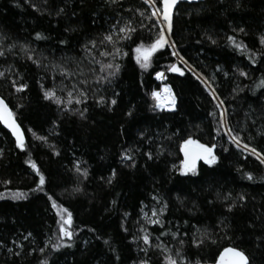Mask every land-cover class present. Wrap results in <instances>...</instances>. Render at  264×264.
<instances>
[{"label":"trees","instance_id":"1","mask_svg":"<svg viewBox=\"0 0 264 264\" xmlns=\"http://www.w3.org/2000/svg\"><path fill=\"white\" fill-rule=\"evenodd\" d=\"M53 2L56 6H66V14L49 16L30 6L37 4L43 7V0H0V34L7 33L20 42H33L37 51L49 55L50 59L53 56L56 59L78 56V42L103 32L115 22L117 15V6H105L104 0H49V7ZM238 2L239 7L237 0L182 4L174 20L173 39L191 65L206 76H215L212 82L215 90L229 110L235 113L233 125H249L243 135L247 137L250 132L252 138L249 142L264 149V135H257L258 128L251 127V121L246 119L247 114L259 117L264 110V100L256 99L260 90L255 93L250 90L260 78H264V63L261 62L264 55H258L253 65L248 59L251 53L236 51L227 41L228 35H235L253 51L264 52L258 42L259 36L264 34V0ZM121 3L124 8L129 5L135 8L141 5V0H121ZM123 15L130 16L131 13L124 12ZM68 27L75 31L66 33L64 29ZM237 27L245 32H233ZM36 31L48 39L35 40L32 34ZM138 35L147 37L149 33ZM208 36L216 43H211ZM60 39H70V47L60 46ZM173 59L161 57L145 71L139 68L134 58L125 57L121 62V72L106 93L111 96L118 92L117 104L109 111L97 107L90 98L86 102L87 120H82L76 115L61 113L54 104L43 100L40 85L51 86L52 81L41 80V71L35 65L25 62L23 57L9 58L8 63L25 76L29 90L23 94H12L8 84L0 82V95L10 101V106L24 105L17 111L23 112L22 128L29 148L28 152H20L11 133L0 125V149L4 150V156L0 158V194H3L0 198V241L7 245L0 246V264H40L44 259L49 264H133L143 253L137 251L130 235L136 234L139 224L144 223L141 208L149 211L155 205L152 200L154 193L168 201V211L164 216L172 222L168 225L172 230L176 224L181 231L188 230L189 225L183 223L187 220L194 228H207L218 236L215 231L219 228L217 221L222 216L227 217L231 241L218 238L215 244H207L202 249L190 248L186 244L184 251L190 258H203L212 264L213 258L218 256V249L231 242L246 251L251 264H264V246L256 241L264 227L261 223L264 221V165L234 146L229 152H222L221 146L225 141L217 138L215 151L220 153L221 162L214 171L201 162L198 175L181 176L171 172V165H179L182 159L179 150L182 138L191 135L203 143H212L215 135L212 132L215 122L208 115L215 102L205 86L190 73L184 76L166 73L164 83L172 86L177 94L176 112L150 110L149 105L153 103L150 92L161 86L152 73L162 70ZM6 67L0 58V70ZM237 68L244 69L249 76L240 77ZM224 72L228 75L225 76ZM237 84L250 88L234 94L232 90ZM74 106L81 108L85 105ZM129 108L133 110L130 117L125 115ZM53 120L58 121V126L51 123ZM261 124L264 121L257 119V125ZM28 128L37 135L48 136V143L36 140ZM177 129L181 131L173 135ZM141 132L145 133L144 137ZM147 136H152V140L146 139ZM157 145L163 147L164 152L155 158ZM51 146L58 154L53 153ZM124 151L136 160L134 167L126 166L128 161L122 162L121 153ZM150 151L154 154L153 159L145 155ZM29 153L48 178L46 190L73 213V228L79 231L74 235L72 247L52 251L49 246L44 253L38 251L45 246L46 240L56 241L58 217L44 193L29 192L37 179L25 163ZM76 160L88 169L89 176L79 185L81 193L68 195L64 189L76 186L72 171ZM112 169H116L117 175L109 185L101 177H107ZM247 171L253 173V180L249 181L242 175ZM4 180L10 183L4 184ZM17 190L24 191L27 199H11V193ZM229 192L234 198L237 193L244 194L246 206L229 213L224 202L216 199L217 194ZM125 212L129 213L127 218L123 216ZM258 216L261 220L256 219ZM254 222L256 226L252 227ZM122 224L128 232L124 231ZM147 227L152 230L156 226ZM27 233L32 235L24 240ZM104 240L109 243L105 244ZM14 241H19L23 248ZM9 247L12 252L7 251ZM29 249L35 251L29 255ZM17 252L20 255H15Z\"/></svg>","mask_w":264,"mask_h":264},{"label":"snow or ice","instance_id":"2","mask_svg":"<svg viewBox=\"0 0 264 264\" xmlns=\"http://www.w3.org/2000/svg\"><path fill=\"white\" fill-rule=\"evenodd\" d=\"M25 2H28V0H25ZM104 2L105 6H117L115 22L111 23L103 32H97L94 36H88L85 40L79 41L78 56H63L59 59L53 56L50 59L49 55L38 52L33 42H20L13 40L7 33L0 34V58H3V62L7 64L6 68L0 70V82L7 83L13 90L12 94H23L29 90V84L25 76L13 64L8 63L10 57L17 59L23 57L25 62L30 61L32 65H35L41 71V80L50 79L52 81L51 86H46L44 83L40 85L44 101L54 104L65 115L72 114L82 120H87L88 107L86 102L90 98L97 107L107 108L109 111L112 110L113 105L117 104L116 97L119 93L113 92L111 96L106 95V93L113 80L121 72V62L125 57L131 56L134 58L139 68L145 71L161 57H174L175 59L169 60L162 70H154L152 74L156 80L164 81L167 79L166 73H175L180 76L190 73L203 84L215 102L213 110L208 113L215 122V127L212 128L215 135L212 136V141H214L212 143H203L199 139H194L191 135L182 138L179 143V150L183 153V158L179 160V165L175 163L171 165V172L173 174L179 173L181 176L198 175V162H202V165L214 171L215 167H219L221 162L220 153L215 151L217 138L220 141H225L221 146L222 152H229L230 147L234 146L238 151L254 157L260 165H264V149H259L249 142L252 138L250 132L247 137L243 135L249 125L246 123L239 124V126L233 125L232 119L235 113L229 110L225 100L221 99L219 93L215 90L212 83L215 76H206L194 65H191L189 60L181 54L182 50L179 49L177 41L173 39L175 36L174 20L177 13L181 11L180 6L182 4L190 5L193 0H141V5L135 8L131 5L124 8L121 0H104ZM43 5V7H40L37 4H30L33 9L46 12L49 16L66 14V6H56L53 2L52 6L49 7V0H43ZM239 6L237 0V7ZM124 12L131 13V15L125 16L123 15ZM73 15H75V12H73ZM64 31L71 33L75 29L68 27ZM144 32L149 33V35L147 37L138 35V33ZM233 32L244 33L245 30L237 27L233 29ZM32 35L35 40L48 39L39 31L34 32ZM207 39L213 44L216 43V40L211 36H208ZM227 41L236 51L251 53L248 59L253 65L256 64L258 55H264V52L253 51L245 42L238 41L235 35H228ZM258 42L261 48L264 49V34L259 36ZM70 44V39L59 40V45L65 48L70 47ZM261 62L264 63V60ZM21 68H23V65H21ZM219 70L220 67L217 65V71ZM236 72L240 77L247 78L249 76V73L242 68H237ZM224 75L227 76L228 72H224ZM245 88H250V86L237 84L232 91L234 94H239L245 91ZM250 90L253 93L260 90V94L256 99L264 100V78H260L255 87L250 88ZM150 97L153 100V103L149 105L152 112L167 110L174 113L178 110L177 94L168 83H163L158 90H152ZM74 105L85 106L77 108ZM23 107L24 105L21 104L10 106V101L0 95V125H3L11 133L15 147L20 152H28L29 145L26 141L25 131L22 128L24 123L21 119L23 112L17 111ZM251 112L252 110L249 109V113ZM125 115L132 116L133 110L129 108ZM246 119L251 121V127L258 128L257 135H264V124L257 125V119L264 121V110H261L259 117L247 114ZM51 123L58 126L57 120H53ZM27 131L31 132L36 140L48 143V136L37 135L32 128H28ZM180 131V129H177L173 135ZM140 135L144 137L145 133L141 132ZM146 139L152 140V136H147ZM51 147L53 153L58 154L55 147ZM157 148L158 153L155 158H158L159 153L164 152V148L160 145H157ZM145 155L148 159L154 158L151 151ZM3 156L4 150L0 149V158H3ZM30 157L31 153H29V158L26 159L25 163L30 166L37 179L34 181V187L29 189V192L44 193L58 217L56 221L58 226L56 241L46 240L44 242L45 246L39 248L38 251L44 253L49 246L52 251H58L62 247H72L74 235L79 231L78 228H73V213L46 190L48 178L41 171L37 162ZM121 160L122 162L128 161L129 163L126 165L128 167H134L136 164L134 157L129 155L127 151L121 153ZM72 171L75 177L73 183L76 186L71 189H64V192L68 195L81 193L82 189L79 185L89 176L88 169L83 167L82 162L79 160L74 162ZM116 175V169H112L107 177H101V179L111 185ZM242 175L249 181L254 179L253 173L250 171L243 172ZM3 183L8 184L10 181L4 180ZM0 198H3V194H0ZM11 199H27V194L24 191L17 190L11 193ZM216 199L224 202V207L229 213L235 208L246 206V196L242 193H237L235 198L230 192L217 194ZM152 200L155 205L149 211H144V208H141L144 223L139 224L136 234L130 235L131 242L136 244L137 251L143 253V256L135 259L133 264H209V261L203 258H190L184 251L185 245L187 244L190 248L202 249L207 244H215L218 238L231 241L232 234L226 216H222L217 221L219 228L215 231L218 236L207 228L203 230L198 227L194 228L187 220L183 223L189 225L188 230L181 231L178 224L173 225L175 230H172L168 227L172 222L164 216L168 211V201L162 199L156 193L152 195ZM144 207L148 206L145 205ZM189 210L191 211V209ZM123 216L127 218L129 213L125 212ZM256 219L261 220V217L258 216ZM261 223L264 225V221H261ZM147 225L156 227L150 230ZM121 226L124 227L123 224ZM251 226L255 227V222ZM92 231H95V229H92ZM124 231L128 232V228L124 227ZM31 235V233H27L23 236V239L28 240ZM162 237L169 239H162ZM256 241L264 246V227H262L261 235L256 237ZM14 243L23 248L19 241H14ZM104 243L108 244L109 241L104 240ZM0 246L7 247L3 241H0ZM7 251L12 252L13 250L9 247ZM33 251L35 250L29 249L28 254L31 255ZM15 255H20V253L17 252ZM40 264H49V261L44 259L40 261ZM212 264H251V258L243 248L230 242L228 246L218 249V256L213 258Z\"/></svg>","mask_w":264,"mask_h":264},{"label":"water","instance_id":"3","mask_svg":"<svg viewBox=\"0 0 264 264\" xmlns=\"http://www.w3.org/2000/svg\"><path fill=\"white\" fill-rule=\"evenodd\" d=\"M205 0H193L192 4H196V3H200V2H204ZM3 126V125H2ZM6 129V128H5ZM7 130V129H6ZM8 131V130H7ZM9 132V131H8ZM10 133V132H9ZM181 156L183 158V153L181 152ZM201 162H198V164Z\"/></svg>","mask_w":264,"mask_h":264},{"label":"built area","instance_id":"4","mask_svg":"<svg viewBox=\"0 0 264 264\" xmlns=\"http://www.w3.org/2000/svg\"><path fill=\"white\" fill-rule=\"evenodd\" d=\"M164 81H165V80H164ZM164 81H158V80H157V82L160 83L161 86H162V84L164 83ZM157 90H158V89H157Z\"/></svg>","mask_w":264,"mask_h":264}]
</instances>
